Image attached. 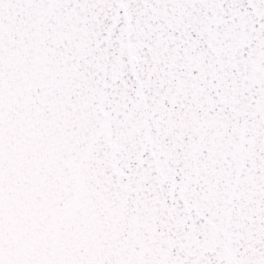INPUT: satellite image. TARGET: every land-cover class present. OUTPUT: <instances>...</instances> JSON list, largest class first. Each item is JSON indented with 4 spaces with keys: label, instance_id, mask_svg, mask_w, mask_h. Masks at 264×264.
<instances>
[{
    "label": "snow or ice",
    "instance_id": "1",
    "mask_svg": "<svg viewBox=\"0 0 264 264\" xmlns=\"http://www.w3.org/2000/svg\"><path fill=\"white\" fill-rule=\"evenodd\" d=\"M0 264H264V0H0Z\"/></svg>",
    "mask_w": 264,
    "mask_h": 264
}]
</instances>
